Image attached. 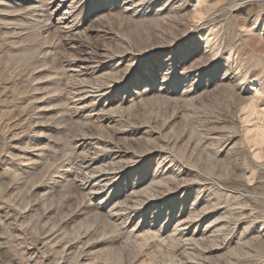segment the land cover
<instances>
[{"label": "rangeland", "instance_id": "374dc122", "mask_svg": "<svg viewBox=\"0 0 264 264\" xmlns=\"http://www.w3.org/2000/svg\"><path fill=\"white\" fill-rule=\"evenodd\" d=\"M77 2L0 0V264H264V0Z\"/></svg>", "mask_w": 264, "mask_h": 264}, {"label": "bare ground", "instance_id": "6f19581e", "mask_svg": "<svg viewBox=\"0 0 264 264\" xmlns=\"http://www.w3.org/2000/svg\"><path fill=\"white\" fill-rule=\"evenodd\" d=\"M69 1H71L72 3L73 2H77L78 0H61V3H66V2H69ZM78 3V2H77ZM75 6V5H74ZM72 10H73V8H72ZM65 14V16H64V19H65V21H67V18H68V15H69V11H65L64 12ZM63 17V16H62ZM59 22V21H58ZM64 22V21H63ZM67 26V25H66ZM84 40V39H83ZM76 46V45H75ZM102 54V53H101ZM96 58H98V57H96ZM251 107H252V109L253 110H255V109H257L256 108V105L255 104H251ZM252 113V112H251ZM259 131H260V129H259ZM259 131H257V133L255 132V134H256V136L255 137H257L258 136V138L261 136V133L259 132ZM254 135V134H253ZM114 174V173H113ZM106 176H107V174H106ZM114 176V175H113ZM107 181V180H106Z\"/></svg>", "mask_w": 264, "mask_h": 264}]
</instances>
